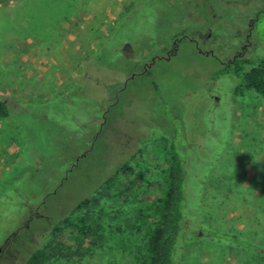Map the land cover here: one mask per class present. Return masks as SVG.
Segmentation results:
<instances>
[{
    "label": "rangeland",
    "instance_id": "374dc122",
    "mask_svg": "<svg viewBox=\"0 0 264 264\" xmlns=\"http://www.w3.org/2000/svg\"><path fill=\"white\" fill-rule=\"evenodd\" d=\"M259 11L264 0H3L0 95L33 105L10 104L12 115L0 119V264H24L84 198L109 244L104 259L92 237L81 264H133L152 203L121 188L102 198L96 190L129 162L135 188L147 193L148 182H161L175 132L187 181L195 191L205 185L206 225L255 227L264 101L238 93L233 77L213 75L238 54L264 56ZM105 39L128 44L94 69L92 54ZM96 101L102 113L94 123ZM189 220L198 227L187 237H201L204 222ZM200 258L213 264L207 250ZM228 261L236 257L225 254Z\"/></svg>",
    "mask_w": 264,
    "mask_h": 264
},
{
    "label": "trees",
    "instance_id": "16d2710c",
    "mask_svg": "<svg viewBox=\"0 0 264 264\" xmlns=\"http://www.w3.org/2000/svg\"><path fill=\"white\" fill-rule=\"evenodd\" d=\"M34 5V2H30V5L28 3L24 6L30 10L29 7ZM53 14L54 11L49 15ZM27 15L31 16L29 13ZM260 19L264 20V11L257 13L255 21L258 22ZM106 40L92 54L95 63L91 62L90 66L94 69L103 64H111L112 60L104 56L111 51H118L120 54L121 48L128 44L121 43V45L116 42L110 45ZM223 76L233 77V81L239 84L235 87L238 93L246 90L264 101V56L251 59L238 54L215 72L213 78L217 80ZM10 104L26 108L33 105L14 102L0 95V119H7L12 115ZM100 107L99 103L96 104V115L92 119L94 123L102 113ZM13 115L16 114L13 113ZM96 129L97 124L94 130ZM176 136L175 132L173 136L168 137V157L160 174L161 182H148L145 185L147 193H139L135 188L131 179L134 167L129 162L121 165L104 179L96 190V194L101 195L100 198H102L108 195L112 197L121 188L123 193L140 204L152 203V213L148 217L149 222L147 223L148 230L142 236L140 235V247L138 250L135 249L137 255L133 257V264H207L205 261H201L202 250L210 252L212 255L210 263L213 262V264H222L225 254H232L236 257L235 263L228 261L225 264H264V184H260V186L262 185L260 187L261 194L257 205L253 208L252 219L257 222L255 227L249 226L245 231H240L206 225V214L203 215L205 210L201 203L199 206V199H202L205 185H200L195 191L194 184L187 181V171L189 170L186 165L187 158L181 153L179 140H176ZM183 142L189 141L183 139ZM210 172L211 170L208 169L207 175ZM195 196L197 200L194 199ZM192 200H195L194 204H192ZM93 216L94 208H91V199L80 200L67 216L52 227L41 245L33 249L27 256L24 264H81L87 256L84 245L89 243L90 246L92 237L96 236L100 242L98 250L104 249V251H99V254L106 259L105 247L109 241L105 238L106 234H99L102 227L98 226L96 218ZM195 216L201 223L204 222L202 227L206 229L201 231V237L200 234L187 237L190 229L198 227L193 226L189 220ZM194 242H197L198 245L194 246ZM116 250L117 248L111 247L109 252L115 251L116 253ZM218 259L220 262L215 261Z\"/></svg>",
    "mask_w": 264,
    "mask_h": 264
},
{
    "label": "built area",
    "instance_id": "2783aa9c",
    "mask_svg": "<svg viewBox=\"0 0 264 264\" xmlns=\"http://www.w3.org/2000/svg\"><path fill=\"white\" fill-rule=\"evenodd\" d=\"M2 1H3V0H0V6H1V4H2Z\"/></svg>",
    "mask_w": 264,
    "mask_h": 264
}]
</instances>
